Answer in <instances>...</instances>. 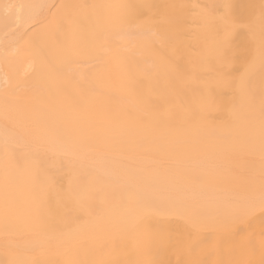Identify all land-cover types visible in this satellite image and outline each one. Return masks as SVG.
Returning a JSON list of instances; mask_svg holds the SVG:
<instances>
[{"label":"bare ground","instance_id":"bare-ground-1","mask_svg":"<svg viewBox=\"0 0 264 264\" xmlns=\"http://www.w3.org/2000/svg\"><path fill=\"white\" fill-rule=\"evenodd\" d=\"M0 264H264V0H0Z\"/></svg>","mask_w":264,"mask_h":264}]
</instances>
